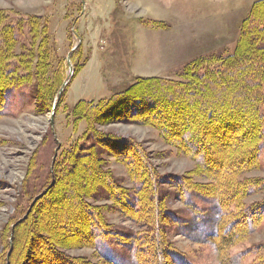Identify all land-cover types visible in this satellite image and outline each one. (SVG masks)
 Wrapping results in <instances>:
<instances>
[{
	"label": "trees",
	"instance_id": "16d2710c",
	"mask_svg": "<svg viewBox=\"0 0 264 264\" xmlns=\"http://www.w3.org/2000/svg\"><path fill=\"white\" fill-rule=\"evenodd\" d=\"M120 9L116 5L111 12L114 21ZM144 23L167 27L163 20L147 18ZM24 35L30 41L19 43ZM50 43L46 21L35 15L9 21V13L0 9V119L7 89L32 81L37 110L46 113L67 79L56 109L61 106L68 85L86 62L77 61L79 43L81 51L69 55L75 62L67 76L66 56L52 66ZM177 74L179 79L133 76L109 97L74 103L67 112L71 129L77 131L85 120L82 135L93 141L61 149L38 191L49 186L46 192L20 221L33 196L19 216L12 214L0 227V264H48L49 259L53 264H117L102 251L106 242L133 248L129 264H183L174 257L177 249L164 227L185 223L171 219L165 200L169 186L192 211L197 208L190 197L212 200L213 216L205 218L202 240L212 245L218 264H234L229 249L250 237L264 216V176L249 175L262 166L264 143V0L253 1L230 51L193 57ZM117 121L153 127L193 167L179 175H160L143 141L97 127ZM105 155L123 166L134 190L118 181ZM99 190L106 192L109 203L92 200ZM258 193L261 197L251 199ZM61 197L68 199L57 210L62 220L55 217L53 206ZM110 208L137 230L119 233L111 227L106 219ZM87 247L96 251V261L71 253ZM250 254L264 264V241L255 243Z\"/></svg>",
	"mask_w": 264,
	"mask_h": 264
},
{
	"label": "rangeland",
	"instance_id": "374dc122",
	"mask_svg": "<svg viewBox=\"0 0 264 264\" xmlns=\"http://www.w3.org/2000/svg\"><path fill=\"white\" fill-rule=\"evenodd\" d=\"M253 1L0 0V9L9 13V21L27 19L31 15L42 22L46 21L50 32L53 67L58 57H69L75 49H82L77 61L86 62L68 85L63 102L55 110L52 119L50 112L39 113L37 110L32 92L34 81L7 89L5 113L0 119V184L3 183L0 185V227L12 214L19 216L33 196L26 212L16 220L20 221L37 201L33 203L35 197H41L46 192L49 186L38 191L46 185L49 168L61 149L83 141L84 144L92 143L90 137L82 135L87 128L85 120L79 123L77 131L71 129V116H67V112L77 100L97 101L109 97L113 91L131 81L133 76L179 79L177 70L193 57L230 51L239 24ZM116 5L121 8V16L114 21L111 12ZM147 18L163 20L167 27L155 29L144 23ZM79 39L81 49L78 47ZM29 41L26 35L19 39V43ZM68 59L66 74L71 76L75 61L72 62L71 56ZM232 95L236 96L237 93ZM97 127L143 141L160 175H179L193 167V162L179 154L175 147L165 144L153 127L118 121ZM106 158L118 181L134 190L123 166L109 156ZM260 160L261 168L249 175L264 176V143ZM32 165L35 166L28 175L26 171ZM196 179L203 181L199 177ZM165 191L171 219L177 217L185 220L183 224L164 225L167 237L177 249L173 253L174 257L183 264H218L214 248L202 240L205 218L213 216L212 200L190 197L189 201L197 208V211H192L178 200V194L173 195L170 186ZM19 193L20 198L16 199ZM261 193L253 195L251 199L261 197ZM60 200L62 202L56 201L53 206L55 217L62 220L63 215L57 213V210H61L68 199L61 197ZM92 200L97 204L110 202L103 190H99ZM113 209L106 212L111 227L119 233L132 234L137 230L135 224ZM48 222L51 227L56 226L51 220ZM58 239L66 240L63 235H59ZM261 241H264V216L250 237L229 249L234 264H258L250 252L252 246ZM102 251L117 264H129L133 248L106 242ZM95 252L94 248L87 247L72 250L71 253L87 255L96 261ZM52 262L49 259L48 264Z\"/></svg>",
	"mask_w": 264,
	"mask_h": 264
},
{
	"label": "water",
	"instance_id": "95a60500",
	"mask_svg": "<svg viewBox=\"0 0 264 264\" xmlns=\"http://www.w3.org/2000/svg\"><path fill=\"white\" fill-rule=\"evenodd\" d=\"M68 58H69V57H67V60H69ZM66 83H67V82H64L63 86H62L61 89L59 90V93H58V96H57L56 100L54 101V103H53V105H52V108H51V111H50V118H51V119H52V117H53V115H54V113H55V109H56V106H57V101H58V99H59V97H60V95H61V92H62V90H63V87L66 85ZM39 197H40V195H37V196L35 197L33 203H34V202L36 201V199H38ZM33 203H32V204H33Z\"/></svg>",
	"mask_w": 264,
	"mask_h": 264
}]
</instances>
